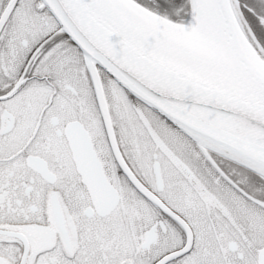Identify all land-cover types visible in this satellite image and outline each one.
Segmentation results:
<instances>
[{"label": "snow or ice", "instance_id": "snow-or-ice-1", "mask_svg": "<svg viewBox=\"0 0 264 264\" xmlns=\"http://www.w3.org/2000/svg\"><path fill=\"white\" fill-rule=\"evenodd\" d=\"M0 264H264V0H0Z\"/></svg>", "mask_w": 264, "mask_h": 264}]
</instances>
